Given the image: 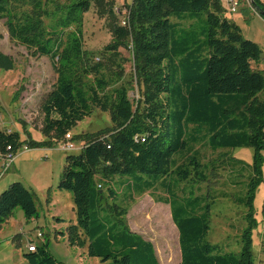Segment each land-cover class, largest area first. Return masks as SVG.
I'll return each instance as SVG.
<instances>
[{"label":"trees","instance_id":"trees-1","mask_svg":"<svg viewBox=\"0 0 264 264\" xmlns=\"http://www.w3.org/2000/svg\"><path fill=\"white\" fill-rule=\"evenodd\" d=\"M254 2L264 11L263 0ZM94 7L101 17L112 20L113 43L104 54L115 64L120 49L133 53L140 91L135 103L126 87L106 92L110 83L105 66L91 64L84 50L85 16ZM113 9L108 0H71L65 5L57 0H0V20L6 21L10 39L34 56L49 58L57 74L56 86L41 105L43 135L62 141L91 115L93 107L111 115L113 127L79 136L85 141L81 154L66 160L58 189L73 195L77 223L68 228L69 244L87 248L89 257L104 263L160 264L152 242L130 230L129 209L110 203L117 193L111 188L106 193L96 181L129 177L131 193L141 195L160 186L166 190L168 198L163 202L170 205L179 233L181 264H255L253 204L264 181L260 46L245 39L229 20L223 0H133L130 27L118 25ZM202 16L206 26L198 33ZM172 19L197 24L184 29ZM14 69V59L0 54V70ZM91 75L94 82L89 87L85 78ZM51 143L26 142L18 132L0 129L3 157L17 154L25 144L36 149ZM201 147L214 153L254 151L247 194L237 200L249 209L239 254L221 253L208 241L209 205L200 197L179 199L171 191L170 178L182 184L208 180L197 149ZM186 155L185 162L177 164ZM16 209L30 221L38 216L34 194L20 183L0 196V229ZM24 258L27 264H61L45 241L35 251L27 249Z\"/></svg>","mask_w":264,"mask_h":264},{"label":"rangeland","instance_id":"rangeland-1","mask_svg":"<svg viewBox=\"0 0 264 264\" xmlns=\"http://www.w3.org/2000/svg\"><path fill=\"white\" fill-rule=\"evenodd\" d=\"M57 1L65 5L71 0ZM108 1L114 3L113 12L118 25L127 19L126 27H130L128 14L133 0ZM227 16L241 29L245 39L260 46L263 53L258 68L263 70L264 18L245 2L237 13H228ZM111 22L109 17H101L95 7L85 16L84 50L91 64L105 66L104 74L110 83L106 92L112 93L126 87L130 100L135 103L140 98V91L132 51L120 49L118 56L113 58L116 59L115 64L111 62L110 55L104 54L105 47L113 43ZM172 22L184 29L197 24L195 21L180 22L176 19H172ZM205 26V17L202 16L196 31L200 33ZM0 35V54L10 56L15 61L14 71L0 70V129L18 132L26 142H52L49 146L29 150L23 148L28 146L25 144L7 171L4 170L5 157L0 155V173L3 174L0 178V196L12 184L20 183L34 194L38 209V216L33 221L27 220L22 210L16 209L2 226L0 264H27L23 254L27 252L29 241L42 243L37 238L38 232L43 234L50 253L61 264H113L89 257L87 248L69 244L68 228L77 223L74 200L72 193L58 189L67 158L80 155L85 146V141L79 136L111 129V115L93 107L91 115L70 132L77 150L64 151L61 140H49L42 133L44 114L41 105L57 83L51 60L34 56L33 51L11 40L5 20H0ZM120 72L123 75L119 79ZM85 79L87 86L93 85V75ZM197 149L203 157L208 180L200 184H182L170 178L168 182L173 185L171 191L179 199L200 197L205 205H209L211 230L208 241L217 246L221 253L239 254L242 234L248 227L246 218L249 209L237 200L247 194L254 167V151L251 148H239L214 153L208 147ZM186 157L177 159V164L184 163ZM262 171L264 174V164ZM96 181L106 193L109 188L117 193V198L110 203L129 209L127 223L130 230L153 243L160 264H181L179 234L172 221L171 207L163 202L168 198L166 190L160 186L140 195L130 192L127 186L129 177H116L110 182L98 177ZM253 205L256 222L252 230L254 261L255 264H264V181L256 190Z\"/></svg>","mask_w":264,"mask_h":264},{"label":"built area","instance_id":"built-area-1","mask_svg":"<svg viewBox=\"0 0 264 264\" xmlns=\"http://www.w3.org/2000/svg\"><path fill=\"white\" fill-rule=\"evenodd\" d=\"M224 1V5L225 8L227 10V13L230 14H235L238 12L239 8L241 5H243V2H245V4H247V6L253 10L255 13L259 14V12L253 7L251 0H223ZM264 1V0H263ZM128 24V20L126 19V21L122 22V26L126 27ZM263 71H264V63H263ZM61 145H62V149L64 151H76L77 150V146L74 142V138L72 136L71 133H68L65 138L61 141ZM25 150H29L28 146L24 147ZM83 149V148H82ZM9 150H11L9 148ZM17 154H9L8 156L5 157L6 163L4 164V170L7 171L12 163L15 161ZM3 176V174L0 173V178ZM37 238L43 240V234L41 232L37 233ZM29 241L28 243V250L29 251H35L37 244H35L34 242Z\"/></svg>","mask_w":264,"mask_h":264},{"label":"water","instance_id":"water-1","mask_svg":"<svg viewBox=\"0 0 264 264\" xmlns=\"http://www.w3.org/2000/svg\"><path fill=\"white\" fill-rule=\"evenodd\" d=\"M253 7L259 12V15L261 17H264V11H262L260 8H258L254 2V0H251Z\"/></svg>","mask_w":264,"mask_h":264},{"label":"crops","instance_id":"crops-1","mask_svg":"<svg viewBox=\"0 0 264 264\" xmlns=\"http://www.w3.org/2000/svg\"><path fill=\"white\" fill-rule=\"evenodd\" d=\"M23 148H24V147H23ZM0 181H1V180H0ZM32 221H33V220H32ZM177 231H178V230H177ZM178 234H179V233H178ZM150 242H151V241H150ZM36 244H37V243H36ZM152 244H153V243H152ZM23 256H24V254H23ZM23 259H24V261H26L25 258H23ZM26 262H27V261H26Z\"/></svg>","mask_w":264,"mask_h":264}]
</instances>
